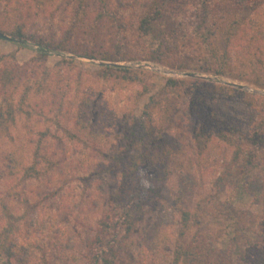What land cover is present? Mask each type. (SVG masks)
Returning a JSON list of instances; mask_svg holds the SVG:
<instances>
[{
    "label": "rangeland",
    "instance_id": "obj_1",
    "mask_svg": "<svg viewBox=\"0 0 264 264\" xmlns=\"http://www.w3.org/2000/svg\"><path fill=\"white\" fill-rule=\"evenodd\" d=\"M108 1L109 12L122 19L99 32L77 29L70 0H53V16L47 13L46 20L30 30L53 43L84 49L94 58L47 50L45 63H33L29 69L33 74L15 90L12 106L6 107L14 110L11 118L3 113L0 236L13 251L23 248L21 261L12 264H85L83 241L93 236L107 209L103 189L119 183L120 168L112 157L126 147L127 129L135 119L145 125L138 136L144 153L160 160L161 174L153 184L145 168L138 171L137 184L146 201L141 220L128 237L132 244L124 247L137 259L130 262L120 256L116 264H170L175 243L183 241L179 237L183 209L197 214L199 222L197 226L193 219L189 222L190 230L184 232L188 242L198 231L227 264H243L245 240L259 239L255 229L235 226V221L241 214L261 215L264 190L262 184V191L255 188V170L238 171L233 182L217 183L231 169L235 148L218 134L200 144L205 147L197 152L193 137L198 124L191 105L197 97L200 110L214 111L216 121L230 120V125L242 121L244 106L233 105L229 97L234 90L264 97V89L255 85L264 82V41L249 42L250 31L242 25L228 46L238 78L203 72L208 53L184 34L188 32L181 2L174 0L170 11L155 16L151 32L142 35L138 18L154 0H100L92 8L107 6ZM254 14L252 26L264 25V7ZM20 40L24 44L0 39V65L8 64L12 55L19 66L37 57L38 47ZM247 44L261 51H254L253 58ZM105 53L116 61L100 60ZM241 60L248 65H239ZM105 67H122L128 73L106 72ZM133 75L141 79L127 80ZM167 79L179 82L170 101L159 97ZM0 108H5L2 98ZM4 152L14 154V177L5 166ZM36 152L47 156L40 168L43 176L22 181L21 169L32 163ZM183 181L192 189L190 196L181 194Z\"/></svg>",
    "mask_w": 264,
    "mask_h": 264
},
{
    "label": "trees",
    "instance_id": "obj_2",
    "mask_svg": "<svg viewBox=\"0 0 264 264\" xmlns=\"http://www.w3.org/2000/svg\"><path fill=\"white\" fill-rule=\"evenodd\" d=\"M52 1L0 0V33L13 38L31 41L38 47L37 57L31 59L28 64L17 65L13 55L8 64L1 63L0 98L5 100V108L12 106V96L15 90L23 81L29 78V75L33 74L29 70L33 67V63H45L47 50L64 51L77 56L94 58L92 54L85 52L84 49L77 50L72 46H69V48L68 45L63 46L60 43H53L51 40L44 39L30 32L41 20H46L47 13L52 14ZM95 1L100 2V0H70L72 18L76 21L75 26L78 30L88 29L92 32H99L107 23L120 22L122 19V16H120L119 20L114 13L109 12V1L107 6L101 5L95 8L93 5L92 8V3ZM178 1L184 6L182 10V18L183 16L184 18L182 21L185 30L188 32L184 34L189 35L190 38L194 37L196 44L200 48L205 46L208 53L207 61L205 62L206 67L203 72L236 78L237 75L235 77L233 71L236 60L233 58L228 46L237 35V32H242V25H246L245 27L243 26L244 30L250 31L247 34L249 42L254 40L264 41V25L257 24V26H252V23H250L251 20L256 19V15L254 14L253 17L252 14L264 7V0ZM174 4V0H154L149 11L138 18V32L142 35H148L151 32L155 16H158L163 10L170 11ZM88 9H91V11L89 12ZM200 16L202 18L199 19ZM115 28L117 29L118 27ZM83 32L85 33V31ZM189 40L187 41L189 42ZM247 47L252 50L249 53L252 57L254 51H261L258 47H254L253 50L252 46L248 44ZM106 54L100 60L116 61ZM248 63L247 60L239 61V65H242V67L248 65ZM112 70L128 73V70L122 67L104 68L106 72ZM140 79L141 76L139 75L127 78V80ZM178 83L174 79H167L159 97L164 101H170L174 94H177L175 86ZM255 85L264 89V82H257ZM228 92L229 89L226 88L225 94ZM6 95H8L7 100ZM154 99L151 98V102H154ZM229 99V102L233 103V105L238 104L239 108L244 106V112L242 113L244 118L242 121H238L239 123L234 121L232 125L229 124L230 120L216 121L217 118L214 116V111L207 112L203 110L202 112L200 110L201 99L199 101L196 97L193 100L191 110L194 111V117L197 119L198 124L193 137L196 142V151L204 149L205 145L200 144L208 142L211 137L219 134L221 140L228 142L231 148H235V151L231 160V169L224 177H219L217 183L223 185L233 182L234 173L238 171L247 173L255 170L257 172L255 188L259 189L262 184V189L264 190V97L234 90L231 92ZM220 100L224 99L220 98ZM220 100L217 98V101L221 102ZM5 108H0V126L3 125V127L6 126L2 119L3 113L10 118L14 113L12 108ZM145 108L148 109L149 106L147 105ZM204 108L205 106H203ZM144 115H147V113H144ZM140 132H145V125L135 119L133 124L127 129L129 134L124 139L126 147L120 154L112 157V160L120 168L119 183L114 187L109 186L103 189L108 206L99 220L93 236L83 241V259L85 264H116L120 256H124L130 262L137 259V255L133 253V250L130 248L125 250L124 247L132 244L128 241V237L141 220V209L146 201L142 188L137 184L138 171L141 168H145L150 174V182L154 184L158 180L157 176L161 174L162 165L159 159L144 153L142 136H138ZM3 158L9 174L11 172L12 177L16 176L13 169L14 154L12 152H4ZM44 162L47 163V156L36 152L32 158V163L21 169V180L25 181L36 176H43L40 168L44 167ZM105 176L108 178L107 172ZM159 178L161 179L162 177ZM180 187L182 196L185 194L190 196L188 194H191L192 189L186 181L181 182ZM185 190H187V193H185ZM253 192L256 193L254 189ZM261 212L259 217L241 214L242 217L236 218L235 226L241 223L242 228L255 229L259 239L258 241H253L249 238L245 240V250L240 257V261L243 264H264V197L262 199ZM191 219L194 220L195 225L199 223L197 214H191L187 209H183L180 215L182 232L179 235V237L183 238V241L175 243L171 252L170 264H227L228 260L210 247L205 234L196 231L192 234L190 242H188V239L186 240L184 232L186 233L190 230L191 224L189 222ZM240 233L243 235V231H240ZM22 249L20 247L16 252L13 251L5 238L0 236V264H12V261L14 262L15 260L21 261L23 253L20 250Z\"/></svg>",
    "mask_w": 264,
    "mask_h": 264
},
{
    "label": "water",
    "instance_id": "obj_3",
    "mask_svg": "<svg viewBox=\"0 0 264 264\" xmlns=\"http://www.w3.org/2000/svg\"><path fill=\"white\" fill-rule=\"evenodd\" d=\"M0 39L4 40V41H8V42H16V43L24 44V42L21 41L20 39L13 38V37L5 35L3 33H0ZM233 86H235V85H233ZM235 87H237L239 89H244V87H240V86H235Z\"/></svg>",
    "mask_w": 264,
    "mask_h": 264
}]
</instances>
